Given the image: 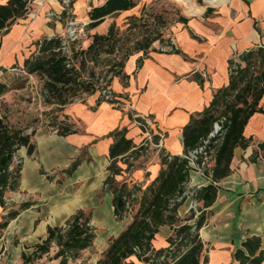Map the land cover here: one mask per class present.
Instances as JSON below:
<instances>
[{
	"label": "crops",
	"instance_id": "obj_1",
	"mask_svg": "<svg viewBox=\"0 0 264 264\" xmlns=\"http://www.w3.org/2000/svg\"><path fill=\"white\" fill-rule=\"evenodd\" d=\"M6 1L0 0V4ZM89 2L95 6L103 0H70L66 9L62 0H30L26 15L0 33V66L16 62L22 65L35 50L34 42L43 37H63L62 17L86 25ZM174 37L179 52L151 49L128 56L122 71L109 81L113 102L98 103V95L90 94L84 103L70 102L59 107L63 116L79 123V128L71 124L76 131L59 134L42 128L33 135L35 150L31 155L24 146L16 151L14 160L21 163L18 187L5 191L0 222L8 212L16 214L0 226V264H56L59 258H50L57 249L55 242L31 262H24L21 252H32L36 243L46 237L48 225L64 224L84 208L89 209L90 222L95 227L105 224L108 229L99 231L96 227L92 245L67 264H95L108 237L116 235L131 220H116L112 192L103 188L111 161L109 147L115 140L109 133L125 127L124 136L131 140L132 149L149 139L154 147L170 155H183L182 129L190 115L209 105L214 90L228 83L229 59L251 47L264 46V0H227L212 19H199L194 28L188 24L178 28ZM195 73L201 83L193 77ZM258 106L263 111L254 112L243 127L247 145L233 148L228 172L213 181L214 201L207 207L197 202L206 211L199 232L207 261L199 264H236L231 258L232 250L253 234L260 237L264 247V154L259 148L264 142V94ZM153 136L157 143L152 141ZM76 160L78 164L67 174L64 170ZM213 164L212 158L210 166ZM159 168V159L153 158L146 169H136L132 175L134 180L147 183ZM60 175L62 183L56 186L53 179ZM211 181L210 172L205 175L189 170L188 188ZM193 202L190 193L178 206L180 222H184ZM171 231L169 224H161L152 245L166 246ZM128 260L146 264L134 254Z\"/></svg>",
	"mask_w": 264,
	"mask_h": 264
},
{
	"label": "trees",
	"instance_id": "obj_2",
	"mask_svg": "<svg viewBox=\"0 0 264 264\" xmlns=\"http://www.w3.org/2000/svg\"><path fill=\"white\" fill-rule=\"evenodd\" d=\"M181 1L191 7L189 0ZM216 1L218 0H208L209 3ZM29 3L30 0H7L0 4V33L7 31L12 23L26 15ZM134 6V0H103L98 5H90L87 12L89 21L85 29H93L105 17ZM183 20L185 21L184 18ZM155 39V36L149 38L135 50L147 53ZM118 42L114 23L109 25L106 33L94 32L85 48L76 47V38L71 40L58 35L43 37L34 42L35 50L24 58L21 70L39 76L43 80L44 101L61 107L80 94L90 95L104 88L90 79L94 76L92 70L87 71L85 78V66L90 61L96 64L102 55L112 54L118 47ZM173 51L179 52L177 49ZM130 54L126 53L122 59L126 60ZM119 63L120 66L124 64L123 60ZM118 73L119 70L113 75ZM193 77L201 83L197 73ZM6 90V84L0 82V95ZM263 94L264 46L259 45L229 59L228 83L214 90L209 105L190 115L188 123L182 129L183 155H170L160 150L158 173L144 187L140 183H133L129 187L126 182H117L115 176L123 170L118 162L127 164L129 157L136 158L135 155L145 147L140 144L132 149L131 140L124 136L125 127L116 128L109 133L115 140L109 147L111 161L107 167L109 173L104 179L103 188L112 192L111 203L116 220L123 221L127 215H132L131 220L116 235L108 237V244L95 264H134L128 260L132 254L146 264H199L201 260L207 261V256L203 255L205 243L199 232L205 222L206 211L196 206L199 214L195 216V210L190 208L184 222H180L177 208L190 193L196 202H202V207H207L214 201L216 186L213 181L228 172L233 148L236 145H247L248 141L242 135L243 127L254 112L263 111L258 106ZM104 100L105 97L100 94L97 102ZM107 101L113 102L114 98H107ZM221 117H224L221 130L207 145L214 164L203 172L205 175L210 172L212 181L206 185L188 188L190 168L184 155L201 144L212 130L213 123ZM135 119L140 121L139 118ZM56 124L59 134L76 131L71 124ZM152 141L157 143L155 136ZM22 146L29 155L34 152L35 143L31 133H26L24 128L10 125L5 116L0 115V205L4 203L5 191L18 187L21 163L14 162V158L16 151ZM259 148L264 154V142L259 144ZM77 164L76 160L64 171L69 174ZM129 165L130 163L126 169ZM24 205L26 203L21 206ZM15 214L16 212H8L0 226L3 227ZM190 219H194V222H188ZM164 223L172 228L166 237L168 243L155 248L152 238ZM95 228L90 222V212L85 213L79 209L64 224L48 225L46 237L36 243L32 252L22 251L21 257L24 262H31L47 252L51 242H55L57 249L50 258L58 257L56 264H67L69 259L78 257L82 249L92 245L96 235ZM231 258L236 264H264V247L260 244V237L255 234L247 236L240 246L232 250Z\"/></svg>",
	"mask_w": 264,
	"mask_h": 264
},
{
	"label": "rangeland",
	"instance_id": "obj_3",
	"mask_svg": "<svg viewBox=\"0 0 264 264\" xmlns=\"http://www.w3.org/2000/svg\"><path fill=\"white\" fill-rule=\"evenodd\" d=\"M134 1V7L105 17L103 25L93 29L86 30L85 25L78 24L74 18L62 17L61 20L65 34L63 37L65 38L67 37L68 21H74L76 47L80 48H85L89 44L91 35L94 32L106 33L109 25L114 23L117 37H119L118 47L112 54L102 55L101 60H98L96 64L91 61L87 62L85 66L86 72L84 73L85 78H87V71L92 70L94 76L90 77V79L105 89L109 88V77L113 76V73L118 70L122 71V66H120L119 62L123 60V63H125L126 60L122 58L126 53L130 52V55L143 54L142 50L136 51L135 48L145 44L149 38L154 36L157 39L151 43L148 51L151 49L167 52H174L173 50L176 49L180 51L174 40V32L178 28L186 27L187 24L194 28L196 21L199 19H212L215 11L224 6L227 0H218L215 3H209L208 0H189L191 7H187L181 0ZM89 4L92 5V2H89ZM28 49L30 51L32 47ZM21 68L22 65L18 62L6 67L0 66V82L5 83L7 86V90L0 95V115L5 116L6 121L10 125L24 128L26 133H31V138H33L36 131L38 132L42 128L57 132L58 126L56 123L59 122L72 124L73 127L79 128V123L74 118L62 115L58 110V105L50 106L52 104L44 101L43 80L35 74L23 72ZM93 95H98L99 97L100 92L96 91ZM87 96L84 93L80 94L72 102L84 103ZM141 144L145 148L135 155L137 156L136 158L129 157L127 159V164L130 163L127 169L126 163L118 162L123 170L118 176H115L117 182H126L129 187L133 183H140L142 187L149 183L143 180L146 173L142 179L143 181L139 182L134 180L135 177L132 172L136 169H146L153 158L159 159L160 149L154 147L149 142V139L143 140ZM156 154H158V157L154 156ZM19 161V159L15 160V162ZM53 180L55 185L58 186V184L62 183L63 177L60 175V177H55ZM82 210L85 213L89 212L88 208ZM131 215L132 213L127 215L126 219L129 220ZM126 219L124 222H126ZM96 227L99 231L108 229L105 224H97Z\"/></svg>",
	"mask_w": 264,
	"mask_h": 264
},
{
	"label": "built area",
	"instance_id": "obj_4",
	"mask_svg": "<svg viewBox=\"0 0 264 264\" xmlns=\"http://www.w3.org/2000/svg\"><path fill=\"white\" fill-rule=\"evenodd\" d=\"M70 5V0H62V6L64 9L68 8ZM67 38L73 40L76 38V32L74 27V21L69 20L67 24ZM100 94L105 98H111L109 90L102 88ZM224 117L216 120L213 123L212 130L208 133L207 137L204 138L200 145L196 148H193L185 154V158L187 159V164L189 166V170H196L199 172H204L206 168L210 167V161L212 160L211 150L207 149V145L212 138H214L217 134H219L222 126V122ZM197 202L194 200L192 207L195 210V216L199 214V211L196 208Z\"/></svg>",
	"mask_w": 264,
	"mask_h": 264
}]
</instances>
